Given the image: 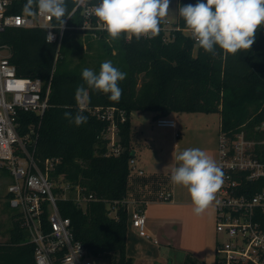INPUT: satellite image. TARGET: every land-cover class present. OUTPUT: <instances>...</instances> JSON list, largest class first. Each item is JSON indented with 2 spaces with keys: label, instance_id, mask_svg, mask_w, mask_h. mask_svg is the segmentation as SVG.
<instances>
[{
  "label": "trees",
  "instance_id": "trees-1",
  "mask_svg": "<svg viewBox=\"0 0 264 264\" xmlns=\"http://www.w3.org/2000/svg\"><path fill=\"white\" fill-rule=\"evenodd\" d=\"M10 2L8 14L24 13L26 0ZM66 3L71 18H64L66 30L59 52L57 43H49L42 28H9L0 34V44L10 47V62L16 67L17 76L39 78L46 84L58 54L50 105L39 128L36 157L41 161L61 159L54 176H63L67 183L96 198L85 210L71 199L58 201L62 215L71 220L75 238L92 256L108 260V264H134L127 253L129 199L134 181L138 179L144 185L149 180L130 168L137 141L131 125L132 113L152 112L155 120L178 113H219L221 130L229 137L244 131L248 139L263 141L264 132L257 127L264 122V25L258 27L249 50L225 56L217 47V55L213 56L190 38L180 16L169 32L163 30L161 21L162 29L153 38L133 37L128 42L122 34L110 42L106 31L83 29L82 10L73 12L74 0ZM89 3L98 4L99 0ZM195 3L197 0H179V6ZM52 23L60 33V23L55 18ZM89 59L97 73L104 61H111L127 73L126 79L119 82L123 90L119 102L111 101L110 94L88 89L90 107L117 106L127 113L126 123L120 125L124 151L119 157L106 155L107 143L102 135L107 123L83 111L87 123L76 126L64 115L70 112L75 116L80 111L75 90L84 83L81 72L88 68ZM19 120L24 124L39 122L35 114L24 112L19 113ZM257 154L264 161V145L257 146ZM0 171L9 178L7 171ZM138 208L144 210L142 206ZM3 211H11L8 200ZM11 221L9 239L0 243V264H35L28 232L21 227L17 215H12ZM189 264L203 263L193 260Z\"/></svg>",
  "mask_w": 264,
  "mask_h": 264
},
{
  "label": "built area",
  "instance_id": "built-area-1",
  "mask_svg": "<svg viewBox=\"0 0 264 264\" xmlns=\"http://www.w3.org/2000/svg\"><path fill=\"white\" fill-rule=\"evenodd\" d=\"M10 3V0H0V34L9 28H42L46 36L52 33L51 42L57 43L59 52L66 24L57 33L52 17L39 13L34 16L8 14ZM95 5L87 0L85 5L76 6L75 11L82 10L83 29L104 31L93 14ZM172 29L163 28L168 32ZM93 35L96 37V32ZM126 41L131 40L126 38ZM10 57V47L0 44V169L7 171L11 179L7 189L10 208L16 211L21 227L28 232L29 242L34 246L35 264H102L75 238L70 218L62 215L58 205L62 199H71L85 210L96 198L85 195L63 176H54L61 159L41 161L36 157L39 128L50 105L58 54L47 84L39 78L17 76ZM83 111L107 123L102 135L107 143L106 155L119 157L124 151L120 125L127 121L126 111L117 106L90 107L87 101ZM20 112L35 114L39 122L22 123ZM156 125L177 127L170 117L156 119ZM257 130L264 132V122ZM259 145H264V140L248 139L244 131L232 138L220 131L218 166L223 172V183L217 192L216 230L223 237L217 242L215 264H264V161L257 154ZM130 168L133 173L144 175L135 158L130 160ZM171 197L170 192H162L159 201L167 202ZM146 225L145 210L136 208L131 226L140 236L148 237Z\"/></svg>",
  "mask_w": 264,
  "mask_h": 264
},
{
  "label": "clouds",
  "instance_id": "clouds-1",
  "mask_svg": "<svg viewBox=\"0 0 264 264\" xmlns=\"http://www.w3.org/2000/svg\"><path fill=\"white\" fill-rule=\"evenodd\" d=\"M76 6L87 0H74ZM170 0H99L93 14L100 27L107 32L110 42L125 35L128 40L135 37L153 38L160 32V24L169 12ZM75 11V9H73ZM23 12L28 16L39 13L55 18L64 25V18H71L66 0H26ZM178 14L185 23V31L199 48L217 55V47L225 56L249 50L255 43L258 27L264 25V0H197L195 4L178 7ZM51 43V32L46 36ZM127 73L113 66L111 61L101 63L99 72L84 68L81 72L83 84L75 90V99L80 111L73 116L65 112V118L76 126L87 123L83 115L88 89L110 94L109 99L119 102L123 90L119 82ZM86 85V87H85ZM175 159L179 166L171 172V182L187 189L196 215L203 214L216 200V193L223 183V172L217 162L204 150L187 148Z\"/></svg>",
  "mask_w": 264,
  "mask_h": 264
},
{
  "label": "crops",
  "instance_id": "crops-1",
  "mask_svg": "<svg viewBox=\"0 0 264 264\" xmlns=\"http://www.w3.org/2000/svg\"><path fill=\"white\" fill-rule=\"evenodd\" d=\"M185 114L190 117H183ZM195 114L197 113H184L178 121L174 119L177 123L176 128H167L174 131L176 138L174 141L179 143L171 154L165 148L167 144L165 137L155 135L154 130L148 134L146 132L150 129L143 131L142 141L135 143V159L141 165L138 168L144 172L142 177L149 182L140 185L138 179L134 181L129 199L127 253L134 264H189L193 260L203 264L216 262L219 240L216 230V202H213L203 214L196 215L187 189L173 184L170 179L172 169L178 167L180 163L175 157L184 149L193 148L189 144L188 137L191 119L207 120V117ZM172 116L173 114L169 117ZM208 139L209 142L200 145L199 149L204 150L218 164L219 141L217 137H208ZM138 147L141 150L147 149V151L144 149L142 155L145 165L137 159ZM156 178L159 180H155ZM163 191L172 195L167 202L157 200V195ZM140 206L144 207L146 212L148 237L140 236L131 226L132 215Z\"/></svg>",
  "mask_w": 264,
  "mask_h": 264
},
{
  "label": "rangeland",
  "instance_id": "rangeland-1",
  "mask_svg": "<svg viewBox=\"0 0 264 264\" xmlns=\"http://www.w3.org/2000/svg\"><path fill=\"white\" fill-rule=\"evenodd\" d=\"M178 7H179V0H170L169 12L167 16L162 19L163 28L166 29L175 28V25L178 21ZM83 41L86 44L85 35L83 36ZM96 48L97 47H95V49ZM86 52L89 54H92L94 52L96 53L95 50L92 51L86 50ZM97 59L98 58L96 57L93 64L97 61ZM76 61L80 62V59L76 57ZM88 62H89L88 68L93 69L91 59H89ZM183 114L184 113L173 114L171 118L178 121L180 116ZM195 115H200V117H207V120L206 121L198 120L196 118L191 119L190 128H189L190 131L188 132L189 144L193 146V148H199L200 145H205L207 144L206 142H209L208 137L210 138L217 137L219 141V135L221 130L220 129L221 115L219 113H212V114L197 113ZM188 116H189L188 114H185V116L183 117H188ZM131 125L133 132L136 135L137 142L142 141L141 134H143V131L150 129L146 132L147 134L154 130L153 132L155 133V135L158 134V136L162 135L165 137V140L167 142L165 148L168 150L169 154L173 153L174 149H176L175 148L176 144L177 145L179 144L177 141H174V139L176 138H174L175 137L174 131L172 129L160 128L156 125V120L154 119V113L152 112H134L131 116ZM137 149L139 152L137 159L138 161L140 160V162H143V164L145 165V161L143 160L142 155L144 149L145 151H147V149L144 148L141 150L140 147H138ZM155 157L156 156L154 155V158ZM137 166H141L139 162L137 163ZM10 181L11 179L8 178L7 176H4L0 171V243H5L9 239V230L12 225L11 217L12 215H16V211L12 209L10 212L3 211V204L7 200L6 195ZM222 237L223 235L219 234V239H221ZM100 261L102 264H108V260H100Z\"/></svg>",
  "mask_w": 264,
  "mask_h": 264
},
{
  "label": "water",
  "instance_id": "water-1",
  "mask_svg": "<svg viewBox=\"0 0 264 264\" xmlns=\"http://www.w3.org/2000/svg\"><path fill=\"white\" fill-rule=\"evenodd\" d=\"M133 155H135V153H133Z\"/></svg>",
  "mask_w": 264,
  "mask_h": 264
}]
</instances>
